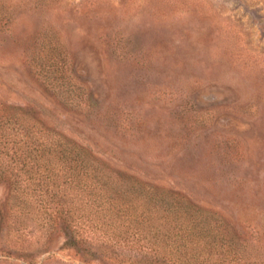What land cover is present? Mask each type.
<instances>
[{
	"label": "rangeland",
	"instance_id": "1",
	"mask_svg": "<svg viewBox=\"0 0 264 264\" xmlns=\"http://www.w3.org/2000/svg\"><path fill=\"white\" fill-rule=\"evenodd\" d=\"M0 102L222 220L264 264V0H0ZM29 215L0 219V264H134Z\"/></svg>",
	"mask_w": 264,
	"mask_h": 264
},
{
	"label": "trees",
	"instance_id": "2",
	"mask_svg": "<svg viewBox=\"0 0 264 264\" xmlns=\"http://www.w3.org/2000/svg\"><path fill=\"white\" fill-rule=\"evenodd\" d=\"M32 113L0 102V184L8 189L0 219L16 216L25 230L29 214L58 217L70 244L79 230L101 232L111 245L128 248V254L115 252L122 262L243 264V244L229 225L213 222L176 193L109 168Z\"/></svg>",
	"mask_w": 264,
	"mask_h": 264
}]
</instances>
